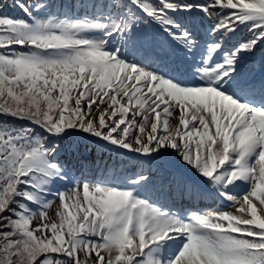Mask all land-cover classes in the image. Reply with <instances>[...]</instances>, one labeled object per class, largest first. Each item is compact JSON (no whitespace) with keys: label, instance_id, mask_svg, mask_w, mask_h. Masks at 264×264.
Instances as JSON below:
<instances>
[{"label":"snow or ice","instance_id":"1","mask_svg":"<svg viewBox=\"0 0 264 264\" xmlns=\"http://www.w3.org/2000/svg\"><path fill=\"white\" fill-rule=\"evenodd\" d=\"M11 6L0 264H264V0H107L83 18ZM105 153L157 162L168 196L223 203L174 212L144 172L77 179Z\"/></svg>","mask_w":264,"mask_h":264},{"label":"rangeland","instance_id":"2","mask_svg":"<svg viewBox=\"0 0 264 264\" xmlns=\"http://www.w3.org/2000/svg\"><path fill=\"white\" fill-rule=\"evenodd\" d=\"M2 2V0H1ZM59 2V0H58ZM57 2V5H58ZM101 2H107V0H89V4H90V8L93 9L92 4L93 3H101ZM56 5V6H57ZM95 12H98L99 9H93ZM54 11V10H53ZM60 15V14H58ZM91 15V14H90ZM61 18H63V15H60ZM248 35L247 30L241 28L239 32H237V34L233 37V42H235L238 39L244 38ZM172 123H175V121H171ZM115 154V153H105L103 156H100L99 154L96 155V159L95 162H89L88 164L85 165L84 169L82 171L76 172L75 175L77 177V179H87L89 181H97V180H103L104 178L102 176L105 175L106 172H110L111 170H113L114 168L112 167V164L115 165V167H117V169H119V167L122 169L124 168L126 170L127 167H121L122 161H117L116 157H114V160L112 161L111 156ZM120 156V155H119ZM133 160L132 165H127L129 166V168L131 170H134V173H138V171L141 170V165L140 163H137V161L141 158H136L133 157L131 154H129L128 156ZM149 165L153 166V168H159L158 163L155 164V162H148ZM105 167V168H104ZM128 171V170H126ZM149 172V171H148ZM128 174V172H126ZM151 175H154V183L152 185L147 186L146 189H144L143 191L146 192L147 195H149L152 199L154 200H159L160 203L164 204L162 202V195H165L167 187H165L163 190L160 187V180L162 178V173H160L159 175H156L152 172ZM132 177V176H129ZM111 183H115V184H119V183H123L125 180L118 178L117 176L112 177ZM158 189V190H157ZM157 190V191H156ZM156 191V192H153ZM179 192V191H176ZM178 197H176L175 199L173 197H169V203L166 204L165 206L170 207L171 209H173L175 212H180V213H184L185 211L182 209H178V206H181V208L185 209L183 207V205L180 203V201H182L184 203V205H191L190 203H193L194 206L196 207H191L193 210L196 209H200V210H211L213 208L216 207H220L222 205L221 200L216 199L214 196L212 195H205L203 197L201 196H197L194 199H190L188 197H182L180 192L177 193ZM59 202L56 201L53 205L52 210H50V215H54V211H55V207ZM180 204V205H179Z\"/></svg>","mask_w":264,"mask_h":264},{"label":"trees","instance_id":"3","mask_svg":"<svg viewBox=\"0 0 264 264\" xmlns=\"http://www.w3.org/2000/svg\"><path fill=\"white\" fill-rule=\"evenodd\" d=\"M50 1L51 0H45V2L49 3L50 4ZM12 2L13 0H0V4H3L4 7L2 9V12L3 14H6L8 16H13V17H21L23 16V13L18 9V8H15V7H12ZM24 2L28 3V4H34L37 2V0H24ZM145 167L144 168H148V165H144Z\"/></svg>","mask_w":264,"mask_h":264}]
</instances>
